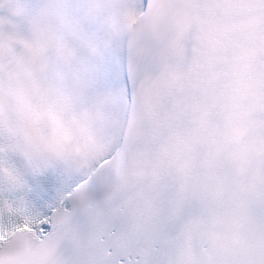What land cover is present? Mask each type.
<instances>
[{
    "label": "snow or ice",
    "instance_id": "1",
    "mask_svg": "<svg viewBox=\"0 0 264 264\" xmlns=\"http://www.w3.org/2000/svg\"><path fill=\"white\" fill-rule=\"evenodd\" d=\"M109 7L102 0H0V264H264V200L246 219L228 221L207 255L160 238L121 239L96 209L102 179L91 184L95 173L45 208L57 167L85 166L112 91L133 94L130 55L123 82L112 61L96 62L113 44ZM128 20L138 22L134 13ZM94 24L104 32L89 39L86 26ZM66 35L79 44L66 45Z\"/></svg>",
    "mask_w": 264,
    "mask_h": 264
}]
</instances>
